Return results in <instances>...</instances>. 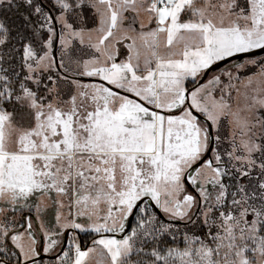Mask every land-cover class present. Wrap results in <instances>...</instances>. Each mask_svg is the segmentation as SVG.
I'll return each instance as SVG.
<instances>
[{"label": "snow or ice", "instance_id": "snow-or-ice-1", "mask_svg": "<svg viewBox=\"0 0 264 264\" xmlns=\"http://www.w3.org/2000/svg\"><path fill=\"white\" fill-rule=\"evenodd\" d=\"M12 9L0 264H264V0H0Z\"/></svg>", "mask_w": 264, "mask_h": 264}, {"label": "rangeland", "instance_id": "rangeland-1", "mask_svg": "<svg viewBox=\"0 0 264 264\" xmlns=\"http://www.w3.org/2000/svg\"><path fill=\"white\" fill-rule=\"evenodd\" d=\"M140 22H143L145 25H148V15L146 14V13H141V16H140ZM125 27H127V24L125 25ZM95 38H96V34L95 33H93V42H95ZM121 47V56H120V58L121 59H123V58H125V56L127 55V51H126V49H124L122 46H120ZM81 54H77L76 56H75V58H73V59H76L77 57H79ZM58 56H59V54H58ZM85 58H87V57H85ZM66 63H67V60H66ZM231 65H228V66H226V67H230ZM223 69V68H222ZM215 72H213V73H211V74H214ZM210 74V75H211ZM86 78V77H85ZM86 79H91V78H86ZM84 82H91V80H85L84 79ZM228 132H229V129H227V128H225L224 130H223V135L224 136H227L228 135ZM47 204H48V207H49V205L51 204L52 205V207L57 211V209H56V207L51 203V201H47L46 202ZM29 213V210H27L26 212H25V214H23V213H21V214H19L18 216H15V214H14V216H15V219L16 220H18V221H21V217L24 215V216H26L27 214ZM53 217H55V213H54V215L52 216V218ZM47 227H49L48 225H46ZM55 227H57V225L55 226ZM81 234H88V233H77V235H78V237H79V239H80V242H81V237H80V235ZM90 234H92V235H95L94 233H90ZM42 235V234H41ZM62 239H63V237H62ZM70 240H71V235H70V239H69V242H70ZM87 242V244L85 245L86 247H90L91 246V244H89L88 242L89 241H86ZM62 246H63V244H62ZM82 246V245H81ZM86 247H82V248H86ZM46 260H47V258H45ZM102 258L99 256V255H95L93 258H92V260H91V264H96V261H98V260H101Z\"/></svg>", "mask_w": 264, "mask_h": 264}, {"label": "trees", "instance_id": "trees-1", "mask_svg": "<svg viewBox=\"0 0 264 264\" xmlns=\"http://www.w3.org/2000/svg\"><path fill=\"white\" fill-rule=\"evenodd\" d=\"M45 2H47V0H45ZM21 11H23V9H21ZM18 12L15 10V9H12L10 11H4L2 13H0V19H3V18H7V21L8 23L10 24H17L18 23ZM89 16V20H88V27H95L96 24L94 22V18L92 17V14L89 13L88 14ZM15 31V29H14ZM80 45L78 43H74V51L72 52V58H75V56L77 54H81L80 53ZM94 235L88 233V234H81L80 237H81V245L82 247H86L85 245L87 244L86 241H89L88 243L91 244V239Z\"/></svg>", "mask_w": 264, "mask_h": 264}, {"label": "flooded vegetation", "instance_id": "flooded-vegetation-1", "mask_svg": "<svg viewBox=\"0 0 264 264\" xmlns=\"http://www.w3.org/2000/svg\"><path fill=\"white\" fill-rule=\"evenodd\" d=\"M56 211H55V209H53V207H52V205L50 204L49 205V209L48 210H45L44 212H43V214H42V222L45 224V225H48L49 227H53V228H55V226H53V224H52V221H54V220H52L53 218H52V216L54 215V213H55ZM34 214V213H33ZM28 215V214H27ZM23 217V216H22ZM48 221V222H47ZM21 222H23L22 220H21ZM65 237H66V233H65V235H64V237H63V241H64V239H65ZM69 239H70V233H68V243H69ZM68 243H67V246H68ZM64 244V243H63ZM63 247V246H62Z\"/></svg>", "mask_w": 264, "mask_h": 264}, {"label": "water", "instance_id": "water-1", "mask_svg": "<svg viewBox=\"0 0 264 264\" xmlns=\"http://www.w3.org/2000/svg\"><path fill=\"white\" fill-rule=\"evenodd\" d=\"M57 58H59V56H58V45H57ZM235 62H239V61H235ZM226 66H228V65H221V69L222 68H224V67H226ZM215 71H217L216 69H214L213 70V72H215ZM211 74V73H210ZM83 80L85 79V80H91V79H86V78H82ZM34 215V214H33ZM67 243H68V233H66V237H65V239H64V244H63V247H67ZM45 258H47L48 259V257H45Z\"/></svg>", "mask_w": 264, "mask_h": 264}, {"label": "crops", "instance_id": "crops-1", "mask_svg": "<svg viewBox=\"0 0 264 264\" xmlns=\"http://www.w3.org/2000/svg\"><path fill=\"white\" fill-rule=\"evenodd\" d=\"M49 209V207H47L45 210H48ZM54 209V208H53ZM28 209H21L20 211H18V212H16L15 213V216H18L19 214H21V213H23V214H25V212L27 211ZM56 211V210H55ZM24 216V215H23ZM22 218V217H21ZM52 220H54V221H52V224H53V226H56L57 225V223H56V212H55V217L52 219ZM48 222V221H47Z\"/></svg>", "mask_w": 264, "mask_h": 264}]
</instances>
